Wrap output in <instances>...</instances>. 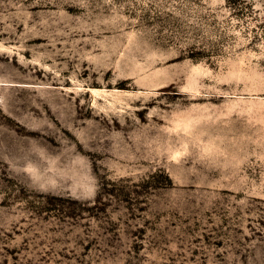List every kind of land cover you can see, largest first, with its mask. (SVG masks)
Here are the masks:
<instances>
[{"label":"rangeland","instance_id":"1","mask_svg":"<svg viewBox=\"0 0 264 264\" xmlns=\"http://www.w3.org/2000/svg\"><path fill=\"white\" fill-rule=\"evenodd\" d=\"M0 264H264V0H0Z\"/></svg>","mask_w":264,"mask_h":264},{"label":"bare ground","instance_id":"2","mask_svg":"<svg viewBox=\"0 0 264 264\" xmlns=\"http://www.w3.org/2000/svg\"><path fill=\"white\" fill-rule=\"evenodd\" d=\"M92 92H93V94L96 96V99L97 98H102V96L104 95V94H106V90H102V89H96V88H92V89H90ZM115 91L116 92H118L119 91V89L118 88H116L115 89ZM70 92H73V91H71L70 90ZM113 93V92H112ZM116 100V99H115ZM110 103V102H109ZM73 121H75V119H72V122H71V124L73 125ZM66 127H69V125H65ZM78 148L80 149V147L78 146Z\"/></svg>","mask_w":264,"mask_h":264}]
</instances>
